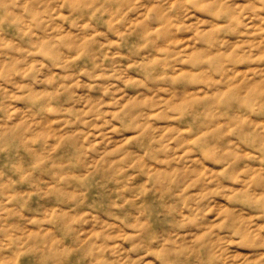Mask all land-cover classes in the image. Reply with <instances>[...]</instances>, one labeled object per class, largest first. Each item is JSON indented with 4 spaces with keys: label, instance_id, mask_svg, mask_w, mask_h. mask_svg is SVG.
<instances>
[{
    "label": "clouds",
    "instance_id": "obj_1",
    "mask_svg": "<svg viewBox=\"0 0 264 264\" xmlns=\"http://www.w3.org/2000/svg\"><path fill=\"white\" fill-rule=\"evenodd\" d=\"M0 264H264V0H0Z\"/></svg>",
    "mask_w": 264,
    "mask_h": 264
}]
</instances>
